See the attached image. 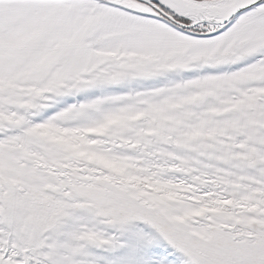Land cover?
<instances>
[{
	"label": "snow or ice",
	"instance_id": "snow-or-ice-1",
	"mask_svg": "<svg viewBox=\"0 0 264 264\" xmlns=\"http://www.w3.org/2000/svg\"><path fill=\"white\" fill-rule=\"evenodd\" d=\"M0 264H264V0H0Z\"/></svg>",
	"mask_w": 264,
	"mask_h": 264
}]
</instances>
